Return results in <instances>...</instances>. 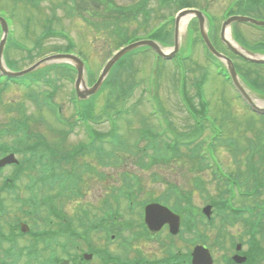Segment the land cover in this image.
Masks as SVG:
<instances>
[{
	"label": "rangeland",
	"instance_id": "rangeland-1",
	"mask_svg": "<svg viewBox=\"0 0 264 264\" xmlns=\"http://www.w3.org/2000/svg\"><path fill=\"white\" fill-rule=\"evenodd\" d=\"M27 1L33 2L36 0ZM110 1L115 5H119L117 7L123 5L133 6L137 2H141V0ZM185 2L191 3L194 6L192 7L193 9H198L204 14L207 21L208 39L213 48L234 62H236L234 55L221 40L222 24L232 16L242 14L252 15L251 17L257 21H264V0H192V2L185 0ZM63 3L64 0H41L37 7L32 9L23 0H0V14H2L0 16L8 19L10 35L9 42H6L3 49V57L6 58V65L13 71L29 67L34 58L37 60L36 57H41L46 52L53 50V48H62L65 45L72 44L76 53H80L87 63L90 73H87L86 84L90 87L92 85L90 77H92L93 81L98 77L103 64L118 45L115 42L127 41V38L132 34L143 35L150 29L160 28V24L156 23L164 16L173 15L178 9V5L173 4L171 9L158 10L157 1L148 0L146 8L151 9L148 10L151 11L150 19H146L148 18L147 13H145V16L140 12L125 10L119 24L126 28L125 31L128 34L115 37L111 36V25L106 30L102 28L103 25L101 26V24L104 22L101 21V11L95 10L98 13V19L94 18L93 24L88 25L81 15L76 14V12L72 14L63 10ZM83 6L84 4L78 1V8L81 9ZM109 11L114 12L117 10ZM52 13L54 16H52ZM153 18L155 22L151 20ZM27 19L30 21L26 29L24 25L27 24ZM166 19L168 18L166 17ZM46 20H49V25L45 30L44 24L47 25ZM190 21L191 24L187 25L184 30H178L179 50L175 63L167 61L160 62L158 66L155 63L154 66L153 62L154 60L156 61L154 55L150 51L140 49L136 53L139 56L134 58L130 66V60L127 56L121 60L120 64L124 65L125 71L119 70L115 72L114 78L111 77L106 82H103L97 93L86 99L85 102L92 106L96 121L107 116L113 117L112 123L109 120H104L98 127L95 126L97 132L105 134L107 131L114 129L115 134L124 142V148L113 146L109 143L104 147L102 158H97L92 154L91 162L87 157L83 158L86 161L74 162L71 166V171L76 172L81 191L78 195H70V193L59 195L55 203H58L57 210L65 216L66 220H75L76 216L82 218L81 211L84 210L88 213V218L96 221L101 214L100 199L102 197L100 196H105L107 192L105 187L116 189L123 186L125 188L126 185L136 189V186H134L135 182H132L135 179L140 187L137 200L143 201V205L153 198H159L163 201L167 200L169 206L176 205V203L182 207L184 206L187 215L192 218L193 213L197 219L203 217L202 209L210 205L213 211L211 215L212 217L214 216L213 222L210 220L207 223L211 225L206 224L205 230L201 228L195 234L200 232L204 235V238L207 239L204 241L206 246L213 251V257L217 253L216 257L218 258L219 255L224 256V253L230 255L231 250L229 249L228 240L238 242L246 230L240 224L220 225L222 216L220 213L223 210L222 204H224V196L221 194H225L223 189L225 186L211 174L207 167L203 169L201 164H197L198 161L192 156H187L182 161L178 160L180 159L178 154L167 155L166 159L159 157L156 149L160 150L161 141L167 140L164 134L159 136L161 139L158 138L156 146L153 142L151 144L145 142L137 144V149L146 146L145 151L155 157V161L150 163L147 169H143L141 165L136 163V158L141 155L132 148L137 133L144 135L148 139L151 138V130L139 128L149 126L159 132V123L162 126L160 131L163 132H166L168 123L169 134L172 138L190 137L194 122L186 112L180 94L182 92L185 93L186 89L185 96L191 100L193 107L200 111L202 106L196 96V90H198L196 87H202L203 97L201 99L209 106L204 122L212 128V131L207 129L204 132L205 135L202 134V138H208L209 142L217 144L216 150L211 147L209 151V142H206L203 148L208 154L210 164L212 163L214 169L222 176H228V173L233 174L242 187L239 191L248 192L252 186V181L246 168L248 163L247 156L250 150L253 152L262 150L264 152V118L255 117L253 112L246 107V104L231 83L224 79V73L219 69L220 63L223 64L222 61L218 63L207 52L198 39L195 18L190 19ZM94 23H97L102 29H96ZM139 24L144 27H140ZM167 29L171 33V38L168 45L163 46V51L169 53L173 47L172 33L174 24L168 23ZM43 31H52V33H45L44 36L40 37ZM228 31L230 37L249 53L257 52L255 44H253L254 41L264 40L263 33H259L254 26L251 27L245 23L229 25ZM39 37L40 53L33 48L34 41L36 42ZM232 39H230L231 42H233ZM15 43L22 46L23 50L15 48L13 46ZM256 55L264 57L261 53ZM260 67L264 68V66ZM42 68L37 69L34 73L37 74L38 70ZM154 69H157V72H155L157 74L155 75L156 80L154 83L155 91H151L157 97V104L154 105V110L150 111V103L152 102L148 103L149 92L146 93L145 88H150L148 83L151 82ZM246 70L251 72L248 74L249 79L257 77L264 81V70L254 67H248ZM51 75L54 76V73L51 72ZM69 79L58 81L60 87L54 95V101L62 107L61 115L66 119L73 112L70 98L74 78L71 82ZM132 80L134 83L141 84L138 85L131 95L121 97V94H116L119 92L117 88L120 87L121 82L125 81L129 85ZM242 85L246 86L244 83ZM49 89V87H44L42 84L38 90L35 86H32L31 90H26L11 85L6 91L0 92V133L2 134L0 145L8 149L13 148L12 137L9 135L10 123L15 118H19L15 109L16 105L23 104L22 108L32 118L29 121L31 133L36 134L47 146L54 150H62L58 138V133L61 129L56 126L52 113L41 111L27 95L28 93H39L40 95V92H45ZM245 89L254 101L264 107V97H261V94H256L253 90L247 89V87ZM124 100H126L125 103ZM121 109L124 113L116 117V114ZM153 112L158 116L153 117ZM81 126L80 122L73 126L72 136L69 141L85 142ZM42 148L44 149L45 147ZM155 152L158 156H155ZM184 153L185 151L183 150ZM113 155L115 156L111 158ZM253 161L258 169L259 177L262 178L264 173L262 158L256 155ZM145 162L146 160L141 163ZM206 164L207 162L204 160L203 165ZM84 165L95 167L98 175H103L104 177L101 178L87 173L83 167ZM12 170L11 167H8L0 172V186L3 183V178L13 177L14 173ZM121 173H126L130 180L122 181ZM26 178L20 175L19 180L16 182L17 186H19V183H24ZM37 192L39 193V191ZM43 192L45 194H54L56 190L44 189ZM9 193L18 194L21 197L26 196L24 194L25 191H19V189L13 192L9 191ZM233 196L232 206L234 208H244L243 206L249 205L252 207L258 206L257 210L251 209L250 219L253 224L259 221L264 222V192L257 199L252 197L241 198L238 189H236ZM125 206L126 202L122 201V212ZM261 208L263 210H260ZM123 214L127 221L138 219L137 215L139 216V212L137 214L136 211V216H134V212H128L126 209ZM202 221L206 222V220ZM224 222L233 223V220L231 217L226 216L224 217ZM120 223L113 227V232L120 229ZM74 226L77 231L80 230L76 223ZM256 230H259L258 226ZM129 232L124 230L122 234L128 237L130 236ZM184 237L191 238V235H185ZM244 237L247 242L246 231ZM257 237H261L262 243L260 242V244L262 245L264 257V228L260 235L257 234ZM89 238L92 247L102 248L106 245V241L101 238L99 233L91 232ZM117 241L113 242L111 249L116 250L120 255H129L131 257L136 250H139L141 253L151 257V260H157L159 257L157 248L159 244L133 242L127 249L118 250L116 249L117 245H115ZM175 245L177 248H186L188 243L184 245L179 240H176ZM243 246L242 252L246 250V243ZM182 252L185 253V250H182ZM96 263L97 261L93 262V264ZM261 264H264V262L262 261Z\"/></svg>",
	"mask_w": 264,
	"mask_h": 264
},
{
	"label": "trees",
	"instance_id": "trees-1",
	"mask_svg": "<svg viewBox=\"0 0 264 264\" xmlns=\"http://www.w3.org/2000/svg\"><path fill=\"white\" fill-rule=\"evenodd\" d=\"M147 1L148 0H141V2H137L133 6L123 5V6L117 7L119 5L113 4L110 0H81V2L84 4L85 7L83 6L79 10H85V14L88 13L87 10H103L104 14H106L108 12L107 10H117V11L111 12L112 14H110V16L105 19V21L109 19L110 20L109 23L117 24V21L120 22V20L122 19L121 15L125 12V10H133L131 12H136V13H138V12L143 13L144 10H151V9L146 8ZM189 1L192 2V0H189ZM173 4H176V5L179 4L177 10H179V9H181L183 7H190L192 5L189 2H185V0H157V6L159 7L158 10H163L165 8L171 9V6ZM62 7L64 8V10H73V6L72 5L68 6L67 2H64L62 4ZM83 19L88 20L89 23H90V20L87 19L85 16H83ZM159 21H161V19ZM125 32L126 31H124V30H119V32H116V33L118 35H122V34H125ZM151 38L155 39V40H158L163 45H167L169 40H170V38H171V33L167 32L165 29H162V30L156 31L154 34H152ZM38 47H39V49H41L40 45ZM63 48H65V50L63 51L65 53H69V52L74 51V47H73L72 44L65 45ZM58 49H60V48H53V50H50V52L57 51ZM133 55H135V52L127 55V57L129 59L131 58V62H132V56ZM131 62L129 63V65L131 64ZM121 66H122V64L117 63L113 67L109 78L113 77L115 72H118L119 70L122 71V69H120ZM44 75L45 74H42V77H45ZM58 79L59 78H54V79L53 78L52 79L49 78L46 81L53 83V86L56 87V82L55 81H57ZM248 84H249L250 87H252L257 92L264 93V82L261 79H259L257 77L253 78V79L249 80ZM134 86H136V85L133 82V80H132V82L130 81L129 85L125 81H123V82H121L120 87L117 88L119 90V92H117L116 94H121V97H124L126 95H130V93H132V91L134 89ZM36 98H38V96L37 97L36 96H32L31 99H36ZM187 103H188L190 108H193L191 100L188 99V98H187ZM37 107L41 111H43L41 106L37 105ZM49 111L53 112L52 109H49ZM83 111L86 113V115L88 117L94 118V113H93L91 107H84ZM192 112H195V111L192 110ZM120 115H121V112L118 111L117 117H119ZM31 119H32L31 116H28V115L24 116V120L19 119V121H21L23 123L24 127H23V129L21 131L20 136L18 135L16 137V139H15V142H14V152L15 153H21L22 156H23L22 162L20 163L19 166L16 167V170H17L18 174L22 172L24 164L27 166L30 163V161L32 160V157H34V155L36 153L37 146L42 143L41 142L42 139L39 138V137L36 138V136L34 134H32L30 129H29V121H31ZM112 133H113V131L110 132V135ZM198 133H199V131L194 132L193 135H198ZM33 139L36 140L35 143L31 142V140H33ZM100 139H102V136L99 139H96V140L91 142V144H93V152L94 151H98V149L100 147H102L101 145L96 146V141H98ZM152 142L155 143V139L153 141H151L150 143H152ZM78 148H79L78 149L79 152L83 150L82 146L78 147ZM52 152L54 153V151H52ZM155 156H158L156 152H155ZM150 157L152 158V162L155 161V159H154L155 157L154 156L150 155ZM159 157H162V155H159ZM186 157L187 156H185V155H181L179 157L180 159H178V160L182 161ZM250 174H251V177H252V179H253V181L255 183V186L253 187V192L255 194L262 195L263 192H264V177H262V178L259 177V172H258V169L256 167H253V169H252ZM127 188L129 189L130 187H127ZM110 220L113 221L114 217L110 216ZM102 223H103V219L101 218V219H99L97 225L101 226ZM93 229H96V227L93 226ZM83 237H85V236H83ZM86 240L88 241L89 238L86 239ZM251 240H252L251 243L253 244L254 247L252 246L253 249L252 250L250 249V250L253 253V261H256V258H257V255H258V249H257V247H255V239L252 238Z\"/></svg>",
	"mask_w": 264,
	"mask_h": 264
},
{
	"label": "water",
	"instance_id": "water-1",
	"mask_svg": "<svg viewBox=\"0 0 264 264\" xmlns=\"http://www.w3.org/2000/svg\"><path fill=\"white\" fill-rule=\"evenodd\" d=\"M188 14H195L198 19H199V32H200V35L205 43V46L207 47V49L218 59L220 60H224V62L226 63V68H227V71L229 73V76H230V79L234 85V87L236 88V90L249 102V104L253 107L254 110L256 111H261L259 110V108H257L253 102L251 101V99L247 96L246 92L244 91V89L241 87L238 79H237V76L235 74V71L233 69V66H232V63L229 59H227L226 57L222 56L221 54H219L217 51L214 50V48L212 47L208 37H207V34H206V29H205V26H204V21L203 19L201 18V15L199 12L197 11H192V10H189V11H183L181 12L177 18L175 19V28H174V48H173V51L169 54V55H166L164 54L160 48L158 47L157 44H155L154 42L152 41H142V42H138V43H135V44H132V45H129L123 49H121L120 51H118L108 62L107 64L104 66L103 70H102V73L100 75V77L98 78L97 82L94 84L93 87L91 88H87L86 85H85V80L83 78V72H82V64L81 62L73 57V56H70V55H63V56H54L52 58H49L47 60H44V61H41L39 62L38 64H35L33 67L29 68L28 70L24 71V72H21V73H16V74H12V73H7L3 70V68L1 67L0 65V70L1 72H3L5 75H9V76H21L33 69H35L38 65L46 62V61H49L51 59H57V60H68V61H71L75 64V67L77 69V72H78V76H77V80H76V92H77V96L79 97V99H85L87 98L88 96H91L92 94H94L98 88L100 87L101 83L103 82L105 76L107 75L108 71L110 70V68L113 66V64L121 57L123 56L125 53H127L128 51H131L137 47H140V46H149V47H152L161 57L165 58V59H170L172 58L175 53L177 52L178 50V46H179V43H178V23H179V19H181L182 17L188 15ZM0 22H1V26H2V29H3V32H4V36L6 35V26L3 22L2 19H0ZM233 22H249V23H253L255 25H258V26H264V22H260V21H255V20H252V19H249V18H246V17H231L229 18L223 25H222V28H221V32H220V36H221V40L222 42L229 48V50H231L234 54L240 56L241 58H243L245 61H248V62H251V63H260V64H264V60L261 59V58H256L254 57L251 53L249 52H246L242 49L238 50L236 49L230 42H228L225 38V30L226 28ZM3 43H4V39L1 41L0 43V58H1V52H2V47H3ZM11 162H14L13 158L10 156L4 160H2L0 162V166L2 165H5V164H9ZM156 210H159L162 214V216L164 217V219H167V218H171V220H174V232H176L177 230V221H176V218L174 215H172L169 211H167L166 209L164 208H161L157 205H153V206H149L147 207L146 209V222L149 224V226L151 228H153L152 226V223H154L155 220L151 219V217L156 214ZM208 211L209 209H205V213L208 214ZM166 215H169L170 217H167ZM175 218V219H174ZM162 221H165V220H162ZM197 264L198 261L195 260L194 261V264Z\"/></svg>",
	"mask_w": 264,
	"mask_h": 264
},
{
	"label": "flooded vegetation",
	"instance_id": "flooded-vegetation-1",
	"mask_svg": "<svg viewBox=\"0 0 264 264\" xmlns=\"http://www.w3.org/2000/svg\"><path fill=\"white\" fill-rule=\"evenodd\" d=\"M63 154V158L64 159H69V161L67 160L66 162L61 161L60 163V167L58 169L59 173H65L68 171H71V166H72V156L74 155L73 152H70L69 150V146L64 148V152H62ZM105 189L107 190L105 196H103L104 198H108V187H105ZM157 202V201H155ZM145 207V206H144ZM143 207V209H144ZM142 209V211H139V214L142 216V213L144 212V210ZM140 219V217H138ZM143 220V217H142ZM139 223L141 224L142 222L139 221ZM141 231H144V229H142ZM145 235L144 237H142L140 240L144 241L146 240V244H156L157 240L161 241V244H159V247L157 246L158 250H159V257L157 260H151V257L141 253L139 250L136 251L135 253V257H133V262H131L130 264H190V250L191 248L186 247V248H177V247H172V246H168L167 244H169V239H174L173 237H169V231H168V226L165 225L161 228L160 231H154V232H141V235ZM178 236V235H177ZM36 238H38V240H35ZM36 238H30L27 240L28 245L24 246L22 248H20V251L24 252V253H32L34 255V259L37 258L38 260L42 261L43 260V256H45L47 253L53 252L57 249H59L60 252L65 253H77L76 250H74V248H76L73 244V240L70 239V241H66L63 240V234L59 233H50L48 236H43V237H36ZM30 244H37L36 247L34 246H30ZM161 245V246H160ZM57 246V249H56ZM243 245H241V248L238 250V254H240L241 256L246 257V261L241 263V264H261L259 262H253V253L251 252V250L248 249V246L246 245V250L244 252H242L243 250ZM110 249L107 248V251H109ZM176 250V251H174ZM182 250H185V253L182 252ZM210 254H212V250ZM235 254V248L233 253H231L229 255L230 258H228L224 264H236L232 261V263H229L232 255ZM217 253H215L214 257H213V263L212 264H217V262H219V264L223 263V259L222 256L219 255V257H216ZM106 259H109V253L107 252L105 254ZM132 258V256H131ZM249 260H248V259ZM114 260H118V257L115 256L113 257ZM62 260H68L69 264L71 263V259L69 258H62L60 259L56 264H59ZM228 261V263H227ZM76 263L77 264H84L79 257L76 258ZM104 264H108V263H104Z\"/></svg>",
	"mask_w": 264,
	"mask_h": 264
},
{
	"label": "bare ground",
	"instance_id": "bare-ground-1",
	"mask_svg": "<svg viewBox=\"0 0 264 264\" xmlns=\"http://www.w3.org/2000/svg\"><path fill=\"white\" fill-rule=\"evenodd\" d=\"M189 20H190V18L188 16L182 18V20L180 21V24H179V28L184 30L186 28V26L188 25ZM225 38L230 42V34H229L228 29L225 31Z\"/></svg>",
	"mask_w": 264,
	"mask_h": 264
}]
</instances>
